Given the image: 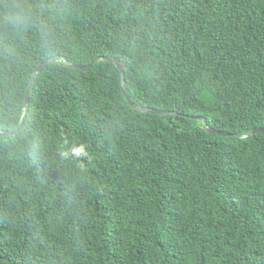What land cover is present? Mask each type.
<instances>
[{"label": "trees", "instance_id": "trees-1", "mask_svg": "<svg viewBox=\"0 0 264 264\" xmlns=\"http://www.w3.org/2000/svg\"><path fill=\"white\" fill-rule=\"evenodd\" d=\"M22 125L0 264H264V0H0V132Z\"/></svg>", "mask_w": 264, "mask_h": 264}, {"label": "water", "instance_id": "water-1", "mask_svg": "<svg viewBox=\"0 0 264 264\" xmlns=\"http://www.w3.org/2000/svg\"><path fill=\"white\" fill-rule=\"evenodd\" d=\"M104 61H107L109 63H113L114 65H116V67L120 70L121 74H122V92L124 94V96L126 97L128 103L136 110V111H140V112H143V113H147V114H156V115H164L166 114L167 112H164V111H160V110H156V109H150V108H145V107H138L136 105H134L126 91V86H125V79H124V73H125V68H126V64L123 63L122 61L120 60H113V59H104ZM54 60L50 59L48 61H45L43 62L36 70L35 72L33 73V76H32V79L30 81V88L29 90L27 91V94H26V102H25V107H27L29 104H30V97H31V85L33 83V80L35 79L36 75L40 74L43 69L47 66V65H50V64H54ZM98 63V60L94 61V63H92L91 65L89 66H86V67H79L75 64H72L71 67L75 68V69H79L83 72H88L90 71L94 65H96ZM199 120H203L202 118H199ZM23 127V125L18 128L17 130L13 131V132H10V133H2L0 132V136H13V135H16L20 130L21 128ZM207 130L211 133H215V134H218V135H221V136H228L227 134L225 133H222V132H218L214 129H211V128H207ZM257 133H262L264 134V130L263 129H258L256 131H253L252 133L249 134L250 135H255Z\"/></svg>", "mask_w": 264, "mask_h": 264}, {"label": "clouds", "instance_id": "clouds-1", "mask_svg": "<svg viewBox=\"0 0 264 264\" xmlns=\"http://www.w3.org/2000/svg\"><path fill=\"white\" fill-rule=\"evenodd\" d=\"M28 12L26 11H21L17 13L11 20V24L16 28V29H26L27 28V23H26V17L28 16ZM85 154L84 146L81 145L79 146V151H76L75 149L72 152L73 156L79 157Z\"/></svg>", "mask_w": 264, "mask_h": 264}]
</instances>
